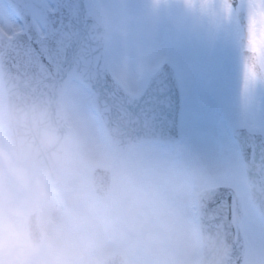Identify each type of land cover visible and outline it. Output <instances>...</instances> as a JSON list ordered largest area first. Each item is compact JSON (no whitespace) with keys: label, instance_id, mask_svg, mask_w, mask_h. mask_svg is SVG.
Returning <instances> with one entry per match:
<instances>
[{"label":"rangeland","instance_id":"1","mask_svg":"<svg viewBox=\"0 0 264 264\" xmlns=\"http://www.w3.org/2000/svg\"><path fill=\"white\" fill-rule=\"evenodd\" d=\"M89 2L97 5L94 15L109 27L110 71L130 94L143 90L161 62L175 65L184 96V139L173 148L135 147L115 160L90 91L69 82L62 105L70 126L71 162L58 185L52 186L55 196L68 206L63 222L77 230L127 238L122 245L127 264H196L200 244L192 200L205 187L226 184L242 200V224L264 231V222L249 200L241 158L211 168L198 154L207 153L217 135L231 132L233 125L245 119L253 125L259 121L244 110L254 104L258 115L264 91L257 83L244 90L249 74L239 53L243 46L254 47L264 67V0H241L238 12L224 0H214L210 9L199 12L187 8L184 0ZM105 3L111 11L104 9ZM14 19L10 7L0 0V35L20 29ZM0 104H6L1 76ZM95 166L114 167L113 195L106 203L90 188L89 174ZM163 221L178 229V243L167 238ZM133 233L135 246L129 251Z\"/></svg>","mask_w":264,"mask_h":264},{"label":"water","instance_id":"2","mask_svg":"<svg viewBox=\"0 0 264 264\" xmlns=\"http://www.w3.org/2000/svg\"><path fill=\"white\" fill-rule=\"evenodd\" d=\"M7 1L23 25V32L15 38H0V68L8 106L41 116L55 128L67 147L69 129L63 117L61 99L69 79L74 78L71 73L75 67L87 61L93 70L88 88L94 95L96 110L115 155L121 156L130 148L149 142L175 146L181 141L182 92L171 63H162L149 77L142 93L133 97L113 79L109 69L105 70L107 61L98 59L97 49L107 51L109 32L106 25L89 16L84 7L86 0H49L54 11L46 8L45 0ZM225 1L236 9L239 0ZM35 19L45 35L70 45L66 61L62 57L57 61L60 53L56 52L51 66L36 71L34 56L11 55L17 45L40 39ZM241 60L255 77L263 79L255 51L242 52ZM57 62L60 65L58 72ZM254 147L255 160L247 163L243 160V163L251 202L264 220V145L257 143ZM91 186L99 198H108L112 191L111 170H93ZM230 193L234 196L232 201L227 199ZM218 200L223 202L217 204ZM243 217L241 202L232 188L218 186L199 193L201 256L198 264H233L236 229Z\"/></svg>","mask_w":264,"mask_h":264},{"label":"clouds","instance_id":"3","mask_svg":"<svg viewBox=\"0 0 264 264\" xmlns=\"http://www.w3.org/2000/svg\"><path fill=\"white\" fill-rule=\"evenodd\" d=\"M168 0H161L166 4ZM204 11L214 0H184ZM69 150L55 128L30 111L0 104V264H127V238L67 226L64 201L52 185L70 163ZM167 238L178 229L163 221ZM128 247L130 251L135 246Z\"/></svg>","mask_w":264,"mask_h":264},{"label":"snow or ice","instance_id":"4","mask_svg":"<svg viewBox=\"0 0 264 264\" xmlns=\"http://www.w3.org/2000/svg\"><path fill=\"white\" fill-rule=\"evenodd\" d=\"M84 7L87 9L89 16L95 20L94 9L97 5L88 3L86 0ZM103 7L106 11H111L112 6L105 3ZM24 19L27 20L28 16H24ZM14 20L18 22L19 17ZM68 47H70V45H66L62 41H57L41 33L38 41L25 42L24 44L17 45L16 50L11 53V55L15 57L23 53L29 57L34 56V70L39 71L41 67H49L53 64V55L56 52L60 53L59 57H57V61L60 57L66 61ZM97 52L99 53L98 59L101 60H107L112 55L107 51L101 52L100 49H97ZM109 67L110 65L105 63V70H108ZM59 68L60 65L57 62V72ZM71 76L74 77V82L81 87H90L93 70L89 63L85 61L75 67ZM250 83L253 85L257 83L255 78H251V73H249V78H246V82L243 86L245 91H247ZM244 112L250 118L258 119L260 122L255 124L250 131L249 127L253 124H251L248 119H245L231 132L217 135L212 147L207 153H198L205 159L211 168H215L217 165L228 161H234L238 157H242L245 163L249 162V160H255L256 153L254 145L257 143L264 145V106H262L258 115L256 114L254 104L247 111L244 110ZM262 154H264V151H262ZM227 199L232 201L234 200V196L230 193ZM222 202L223 201L218 200L217 204ZM232 262L233 264H264V231H259L247 224H242L236 229Z\"/></svg>","mask_w":264,"mask_h":264},{"label":"flooded vegetation","instance_id":"5","mask_svg":"<svg viewBox=\"0 0 264 264\" xmlns=\"http://www.w3.org/2000/svg\"><path fill=\"white\" fill-rule=\"evenodd\" d=\"M259 122H260V121H259ZM259 122H257V124H258Z\"/></svg>","mask_w":264,"mask_h":264}]
</instances>
